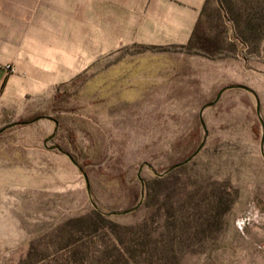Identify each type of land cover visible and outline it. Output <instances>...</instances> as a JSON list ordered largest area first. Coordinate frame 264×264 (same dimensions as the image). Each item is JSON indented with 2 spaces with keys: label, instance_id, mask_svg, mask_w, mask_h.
Returning a JSON list of instances; mask_svg holds the SVG:
<instances>
[{
  "label": "rangeland",
  "instance_id": "1",
  "mask_svg": "<svg viewBox=\"0 0 264 264\" xmlns=\"http://www.w3.org/2000/svg\"><path fill=\"white\" fill-rule=\"evenodd\" d=\"M119 59L0 120V264H264V0Z\"/></svg>",
  "mask_w": 264,
  "mask_h": 264
},
{
  "label": "crops",
  "instance_id": "2",
  "mask_svg": "<svg viewBox=\"0 0 264 264\" xmlns=\"http://www.w3.org/2000/svg\"><path fill=\"white\" fill-rule=\"evenodd\" d=\"M207 1L0 0V120L92 70L104 97H123L109 87L122 50L187 46Z\"/></svg>",
  "mask_w": 264,
  "mask_h": 264
},
{
  "label": "trees",
  "instance_id": "3",
  "mask_svg": "<svg viewBox=\"0 0 264 264\" xmlns=\"http://www.w3.org/2000/svg\"><path fill=\"white\" fill-rule=\"evenodd\" d=\"M198 28H199V22L197 24V27L195 28L192 39L190 40L189 44L187 45L188 47L192 46L194 44V41L197 40Z\"/></svg>",
  "mask_w": 264,
  "mask_h": 264
},
{
  "label": "built area",
  "instance_id": "4",
  "mask_svg": "<svg viewBox=\"0 0 264 264\" xmlns=\"http://www.w3.org/2000/svg\"><path fill=\"white\" fill-rule=\"evenodd\" d=\"M10 68V67H9Z\"/></svg>",
  "mask_w": 264,
  "mask_h": 264
}]
</instances>
